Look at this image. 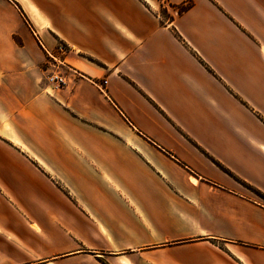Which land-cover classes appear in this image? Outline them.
Returning <instances> with one entry per match:
<instances>
[{
	"label": "crops",
	"instance_id": "1",
	"mask_svg": "<svg viewBox=\"0 0 264 264\" xmlns=\"http://www.w3.org/2000/svg\"><path fill=\"white\" fill-rule=\"evenodd\" d=\"M166 1L0 0V264H264V0Z\"/></svg>",
	"mask_w": 264,
	"mask_h": 264
},
{
	"label": "built area",
	"instance_id": "2",
	"mask_svg": "<svg viewBox=\"0 0 264 264\" xmlns=\"http://www.w3.org/2000/svg\"><path fill=\"white\" fill-rule=\"evenodd\" d=\"M58 49L61 52H65L68 50V46L64 42H60ZM49 78L52 82L56 83V86L58 87H61L67 83L66 76L59 71L52 73Z\"/></svg>",
	"mask_w": 264,
	"mask_h": 264
},
{
	"label": "rangeland",
	"instance_id": "3",
	"mask_svg": "<svg viewBox=\"0 0 264 264\" xmlns=\"http://www.w3.org/2000/svg\"><path fill=\"white\" fill-rule=\"evenodd\" d=\"M168 3H167V1L166 0H161V7H159V13H161V15H163L164 17H173V15H171L168 11H166L165 9H167L166 7H165V5H167ZM190 4V1L189 0H184V2L183 3H181V4H177V5H180V6H188ZM171 6V8H173L175 11H177L178 10V8L177 7H174L173 5H170ZM165 7V8H164ZM59 44H60V42H59ZM58 44V45H59ZM56 70H57V68H56ZM56 72H58V71H56ZM55 73V72H54ZM50 79V78H49Z\"/></svg>",
	"mask_w": 264,
	"mask_h": 264
},
{
	"label": "trees",
	"instance_id": "4",
	"mask_svg": "<svg viewBox=\"0 0 264 264\" xmlns=\"http://www.w3.org/2000/svg\"><path fill=\"white\" fill-rule=\"evenodd\" d=\"M189 1H190V4L188 6H180V5H177V4H171V5H173L174 7L178 8L177 14H181L182 12L187 10L190 6H192L193 2L191 0H189ZM165 10L167 11V9H165Z\"/></svg>",
	"mask_w": 264,
	"mask_h": 264
}]
</instances>
